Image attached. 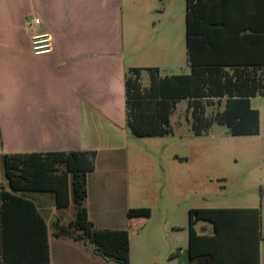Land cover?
I'll list each match as a JSON object with an SVG mask.
<instances>
[{
    "label": "trees",
    "instance_id": "16d2710c",
    "mask_svg": "<svg viewBox=\"0 0 264 264\" xmlns=\"http://www.w3.org/2000/svg\"><path fill=\"white\" fill-rule=\"evenodd\" d=\"M186 42L188 73L162 76L159 68H148L149 84L144 85L142 68L127 71L126 122L131 134H171V115L177 103L186 100L197 135L214 123L227 126L232 136L258 135L260 112L252 99L264 97V0H186ZM213 103L223 109L208 117L206 107ZM1 164L9 189L0 192L2 264H50L49 229L57 238L91 244L106 260L131 264L130 228L98 229L89 217L88 176L96 168V152L4 154ZM32 192L53 194L59 209L73 202L75 219L47 224L29 197ZM13 206H24L28 224L32 220L36 246L31 252L10 230ZM151 214L147 207L132 208L127 217L147 220ZM189 216L190 264H261V208L191 209ZM200 220L214 224V235L196 233L194 225ZM25 233L29 235L28 228Z\"/></svg>",
    "mask_w": 264,
    "mask_h": 264
},
{
    "label": "crops",
    "instance_id": "0c3cea01",
    "mask_svg": "<svg viewBox=\"0 0 264 264\" xmlns=\"http://www.w3.org/2000/svg\"><path fill=\"white\" fill-rule=\"evenodd\" d=\"M125 1L0 0V192L9 191L1 174L4 154L94 151L96 168L88 176L87 209L98 229L131 228L136 221L145 228L148 219L129 221L127 213L150 208L139 202L138 188L124 175L131 166L130 148L136 138L127 128L125 75L130 68H140L131 63L134 47L126 46L123 39ZM35 17L41 19L38 26L30 24ZM44 32L52 35L54 50L35 56L31 38ZM29 197L47 224L58 218L61 209L53 194L32 192ZM9 211L14 238L33 251L36 239L32 220L28 224L25 218L28 210L13 206ZM118 211L124 216L121 220L114 216ZM194 230L212 236L215 226L200 220ZM48 239L50 264L112 262L87 242L57 238L50 229ZM263 245L264 238L259 246L261 264ZM179 250V264H190L189 248L186 253Z\"/></svg>",
    "mask_w": 264,
    "mask_h": 264
},
{
    "label": "rangeland",
    "instance_id": "374dc122",
    "mask_svg": "<svg viewBox=\"0 0 264 264\" xmlns=\"http://www.w3.org/2000/svg\"><path fill=\"white\" fill-rule=\"evenodd\" d=\"M122 20L124 43L134 47L131 63L143 69L144 85L150 66H158L162 76L189 72L186 0H126ZM252 106L260 112L258 135L232 136L218 123L197 135L188 102L181 100L171 115V134L135 138L124 175L152 217L145 228L141 221L130 228L132 264H179V249L189 248L191 209L261 208L264 238V97L253 98ZM222 109L213 103L206 116ZM121 190L125 193V182ZM75 215L73 202L56 212L66 221ZM114 216L124 218L119 211ZM262 257L264 264V245Z\"/></svg>",
    "mask_w": 264,
    "mask_h": 264
},
{
    "label": "built area",
    "instance_id": "2783aa9c",
    "mask_svg": "<svg viewBox=\"0 0 264 264\" xmlns=\"http://www.w3.org/2000/svg\"><path fill=\"white\" fill-rule=\"evenodd\" d=\"M30 24L38 26L41 24V19L35 17ZM31 46L35 56L49 55L54 50V40L52 35L47 32L35 33L31 38Z\"/></svg>",
    "mask_w": 264,
    "mask_h": 264
}]
</instances>
